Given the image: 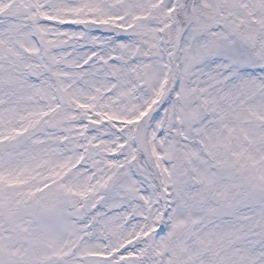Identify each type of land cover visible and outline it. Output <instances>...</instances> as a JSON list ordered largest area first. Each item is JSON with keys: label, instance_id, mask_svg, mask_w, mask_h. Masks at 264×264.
<instances>
[{"label": "snow or ice", "instance_id": "obj_1", "mask_svg": "<svg viewBox=\"0 0 264 264\" xmlns=\"http://www.w3.org/2000/svg\"><path fill=\"white\" fill-rule=\"evenodd\" d=\"M0 264H264V0H0Z\"/></svg>", "mask_w": 264, "mask_h": 264}]
</instances>
